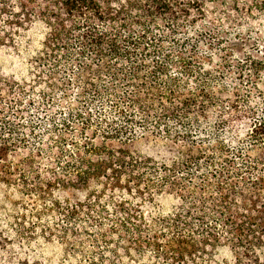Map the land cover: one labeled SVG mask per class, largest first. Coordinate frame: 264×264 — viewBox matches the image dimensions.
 Segmentation results:
<instances>
[{"label":"trees","instance_id":"1","mask_svg":"<svg viewBox=\"0 0 264 264\" xmlns=\"http://www.w3.org/2000/svg\"><path fill=\"white\" fill-rule=\"evenodd\" d=\"M0 14L47 28L30 80L0 75V180L36 183L49 206L31 215L63 222L48 236L164 264L220 248L226 264H264V0H0ZM38 115L44 163L27 142ZM147 143L163 157L134 149Z\"/></svg>","mask_w":264,"mask_h":264},{"label":"rangeland","instance_id":"2","mask_svg":"<svg viewBox=\"0 0 264 264\" xmlns=\"http://www.w3.org/2000/svg\"><path fill=\"white\" fill-rule=\"evenodd\" d=\"M220 25L226 26L225 17L218 18L217 27ZM46 36L47 28L43 23L35 21L32 25L28 23L21 29L18 27L8 29L6 16L0 14V39L9 42L7 45H0V75L18 81L30 80V58H34L35 54L41 50ZM169 45V42L164 43L165 48H169ZM35 118H38V120H33V124H38L37 129L33 133L28 132L27 142L39 153V156L34 159L41 160L44 163L47 162L46 157L53 149L54 141L53 136L50 135L51 130L44 123V116L38 115ZM95 118H98V116ZM72 141L70 139V150L77 152L78 156L74 158L78 160L81 153L79 154L77 147L71 144ZM134 149L146 157L155 154L160 158L165 154L164 149L156 148L152 143L138 145ZM11 159L10 156L9 160ZM18 159L19 157L14 160L17 161ZM63 164H65V161L58 164L54 162L53 165H50L55 166L60 174H64ZM27 183L22 188L19 184L7 185L0 180V261H16L19 259L16 262L13 261V264H94L95 261L96 264H164L155 259L152 254H147L143 258L134 255L132 258L135 260H133L132 258L123 257L122 252L120 256H122L123 263H120L117 261L120 256H115L107 251V247L105 250L103 243L94 245L91 238H89L90 240L77 241L75 246H72V243L69 244L59 239L58 235L48 236L52 228H56L63 222L55 212L42 213L41 217L31 215L34 209L43 212L49 204H47L48 199L40 198L35 191L29 193V190L24 187L34 186L36 183L30 182L29 179H27ZM71 193L73 192L71 191ZM54 194L55 197L53 196L51 199L58 197L62 199L68 197V195L73 198V194H69L67 191L59 190ZM114 196L118 197L116 194ZM128 198L133 203L142 201L136 199L135 196ZM142 205L144 212L149 211L151 208L148 202L146 204L142 202ZM25 212L27 213L26 220H21L22 224H20L17 216H24ZM25 228H30L32 231L29 235H20L17 230ZM149 255L151 259H148ZM230 256L231 252L228 248H220L215 252V260L213 259V262H208V264H223L222 262L226 264V260L231 259ZM145 258H147V261L143 262L142 260ZM201 264H205V261H202Z\"/></svg>","mask_w":264,"mask_h":264}]
</instances>
